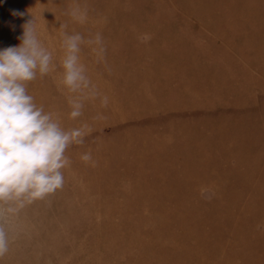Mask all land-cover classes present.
Listing matches in <instances>:
<instances>
[{"label":"rangeland","instance_id":"rangeland-1","mask_svg":"<svg viewBox=\"0 0 264 264\" xmlns=\"http://www.w3.org/2000/svg\"><path fill=\"white\" fill-rule=\"evenodd\" d=\"M32 16L57 71L29 94L94 130L67 150L63 188L9 218L0 264H264V0H0V49ZM61 24L107 49V67L86 45L81 59L109 104L76 121Z\"/></svg>","mask_w":264,"mask_h":264},{"label":"clouds","instance_id":"clouds-1","mask_svg":"<svg viewBox=\"0 0 264 264\" xmlns=\"http://www.w3.org/2000/svg\"><path fill=\"white\" fill-rule=\"evenodd\" d=\"M66 14L80 24L88 18L87 9L78 5ZM22 27L19 45L0 49V259L10 250L9 218L63 188L64 169L71 164L67 150L83 145L94 130L88 123L65 127L57 113L38 106L29 94V83L56 72L57 64L53 51L40 37L35 18ZM59 28L61 55L56 83L67 95L68 119L76 121L83 116L87 101L99 99L105 108L109 104V97L101 94L81 59L86 45L96 63L107 67V49L101 33L86 39L79 32L68 33L67 24ZM105 118L98 114L94 119ZM80 158L85 163L93 160L91 152Z\"/></svg>","mask_w":264,"mask_h":264}]
</instances>
